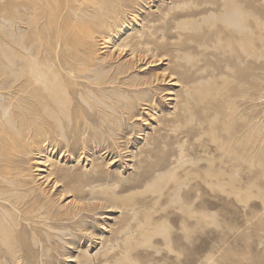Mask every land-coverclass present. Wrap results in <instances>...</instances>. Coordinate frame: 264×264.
Returning <instances> with one entry per match:
<instances>
[{
    "label": "rangeland",
    "instance_id": "rangeland-1",
    "mask_svg": "<svg viewBox=\"0 0 264 264\" xmlns=\"http://www.w3.org/2000/svg\"><path fill=\"white\" fill-rule=\"evenodd\" d=\"M66 1L58 0L64 4ZM79 1L82 8H92V14H97V6L103 4L108 8V16L112 17L105 23L106 28L99 22L100 26L97 25L94 28L96 31H93L94 39L86 44L98 57L97 62L105 65L99 66V71L96 70L93 74L99 72L103 77L117 74L122 78L126 76L122 71L132 53L129 51L125 54V45H128V51L136 42L135 37L141 34H151L154 44L163 47L165 57L172 53L170 42L186 41L188 45H196L197 40L208 32L206 24L212 21L213 14L223 13L226 4L242 2L250 5L254 12L252 20L256 22L258 17L264 21V0ZM60 6L63 7V3ZM12 14V0H0V73L6 72L9 76L0 77V81L10 78L14 39L31 40L38 37L33 27L35 13L30 14V25L24 23L22 16L14 23ZM92 14L87 13L84 17L93 20ZM134 15L137 16L136 19ZM232 16L241 18L236 10L232 12ZM115 18L119 21L116 27L113 25ZM197 23H202L204 28L198 30L196 40L194 37L179 39L178 33L185 32L182 26H197ZM108 24L112 28L106 26ZM229 24L232 22L229 21ZM56 25L57 23L52 27H44V34L47 35L43 39L45 42H50L49 36L51 42L55 41ZM108 33L112 35V43L103 47V36ZM65 34L68 35L69 32ZM70 36H73L70 39L73 46L75 34L71 33ZM75 46L76 44L73 47ZM165 62L167 64L159 66L160 68L156 66L148 73L138 67L118 82L109 83V88L105 92L100 91L98 95L105 101L109 99L108 102L114 107L107 106L103 100H96L101 109L94 110L98 121L90 119L91 113H94L90 103L77 94L70 127L64 128V137L54 133L55 138L53 141L50 138L49 147L43 154L38 153L37 145L42 144L45 136L36 138L41 144L36 143L33 148L35 153L26 157L31 161L26 162V159L24 166L27 165L25 172L32 180L30 186L39 193L45 207L32 211L30 205H19L17 210L10 206L4 212L10 221L1 220L3 215L0 212V264H184L182 261L186 264H264V226L263 230L257 229L256 232L246 229L240 222L243 218L242 203L232 199L234 194L218 193L220 187L215 180L208 184L202 178L213 171L211 162L216 159L214 156L217 144L220 141L226 143L223 138L244 125L247 130L238 134L236 142L245 143L247 139L250 140V144L256 149L250 174L257 171V182L264 180V70L252 65L240 69L236 78L231 77L232 72L229 71L230 76L201 79L196 84L201 90H192L198 115L210 118V123L213 118L210 117L213 113L210 109L216 104L220 111L223 110L221 112L231 115L229 121H226L229 123L225 124L222 115H219L216 122L218 129L215 131L210 130L208 122L198 125L196 121L194 133H175L172 127H168L162 130L163 137H160L156 131L159 126L164 128L160 116L175 112L176 100L167 101L164 96L162 99L166 100L167 106L162 112L154 111L153 117L147 115V109H140V105L142 115L139 120L121 119L115 108H118L117 100L121 97L117 94L119 87L135 88L124 82L138 84L151 73H161L165 69L170 71V67L175 66L169 60ZM241 80L245 85L239 86ZM82 81L90 82L93 78H83ZM9 88L5 85L0 89V101L10 98ZM172 91L183 95L182 84L172 88ZM84 93L88 95L90 102H95L88 90ZM124 95L133 102H137L140 97H147L144 92ZM103 113L107 119L114 121L112 124L118 129L116 133L113 128H107L108 125H104L106 123L104 126L99 123ZM85 124L90 131L83 134ZM112 124L109 125L113 127ZM205 125L207 130L202 131L200 137L196 136L195 129ZM225 128L230 132L227 133ZM91 130L92 133L97 132V135L99 133V142H96L102 146L97 148L99 151L95 150L94 143L88 145L90 152L82 146L89 140ZM248 133H251L249 137ZM109 140L114 141L117 151L128 147L122 152L123 157H115L119 160L114 163L110 160L112 155L105 154L107 148L110 149L109 144H112ZM74 141H77L80 149L73 155L67 152V148ZM60 145H64L63 148ZM82 151L85 153L82 154ZM37 160L41 163H37ZM256 160H261L262 164L256 163ZM37 167L43 170H36ZM55 179L59 180L57 186L54 185ZM199 185L205 186L207 193ZM66 187L72 190L68 191ZM255 188L263 189L260 185ZM11 195L10 200L16 197L15 194ZM6 198L7 196H0V200L7 204ZM32 206L38 207V204ZM7 226L12 229L10 250L1 240L2 231ZM126 251L129 255L133 253L135 258L126 257ZM110 255L115 257L106 261Z\"/></svg>",
    "mask_w": 264,
    "mask_h": 264
},
{
    "label": "bare ground",
    "instance_id": "bare-ground-1",
    "mask_svg": "<svg viewBox=\"0 0 264 264\" xmlns=\"http://www.w3.org/2000/svg\"><path fill=\"white\" fill-rule=\"evenodd\" d=\"M66 2L65 4L61 2L63 3V7H61V3L58 0H12V18L14 19V23H17L19 17L22 16L24 23L30 25V20H32L30 19V14L35 13L33 27L38 37L37 39L35 38L36 40L33 38L31 40H17V37L14 39L10 78L0 81V89L5 85L8 88L10 87L8 91L10 98L0 101V196H7L5 200L8 202L6 204L2 202L3 200H0V212L4 217L1 220L3 221L4 219L8 220L4 212H7L10 206L17 210L19 205H30L32 211H39L45 207L44 203L42 204L41 202L39 193L34 191L33 187L30 186L32 180L29 179L30 175L25 172V166L27 165L24 166L26 159V162L31 161L30 158L26 157L35 153L33 148L36 146V143L41 144L36 138L41 135L45 136L44 140L41 141L42 144L37 145L38 153L43 154L48 149L47 147H49L50 138H52V141L55 138L54 133H58L64 137V128L70 127L72 116L75 113L73 105L77 94L82 95L90 103L93 111L101 110L96 104V100H103L98 93L100 91L105 92L109 88V83L114 84L122 78L118 74L111 77H103L99 72L93 74L99 66L103 65L97 62L98 57L94 55L93 50L88 47L89 45L86 46V44L92 42L94 39L93 31H96L94 28L97 25L100 26L99 22L101 21L105 27L108 18H112L108 16V8L102 4V6H97L99 12L92 14V8H82L79 5L81 2L79 0H67ZM239 3L226 4L223 13L213 14L212 21L206 24L209 28L208 32L205 31L206 33L202 35L203 38L197 40L196 45H188L186 41L183 43L170 42L173 50L169 57H165L166 55L161 45L154 44L151 40V34L145 33L144 35L141 34L135 37L137 40L128 51V48H126L128 45H125V54H128L129 51L132 53V57L127 61L122 71L126 76L130 75V71L138 67H142V71L148 73L156 66L161 67L167 64L165 60H169L175 66L170 67V71L165 69L162 71L163 73H151L149 77L138 84L124 82L128 86L134 85L135 88L119 87L117 94L121 97L117 100L119 106L115 108V111L117 110L120 113V118H126V120L136 118L139 120L141 118L140 115H142L140 112L141 107L147 109L146 113L148 116L153 117L154 111L162 112L163 108L167 106L166 100H176L177 110L171 114L161 115L160 118L162 119L164 128L159 126L156 131L159 132L160 137H163L162 130L168 127H172L175 133H194L193 126L196 121L198 125H204L210 119L200 117L194 107L195 98L192 90L196 92L201 90L196 87L198 81L207 77L216 79L218 76H230L229 71L232 72L231 77L236 78L240 69L246 66L256 65L259 69L264 70V21L259 20L258 17L256 18V22L252 20L254 12L250 9V5L247 6V4L245 5L242 2ZM235 10L239 12L241 18H233L232 12ZM253 10L255 11L254 8ZM87 13L92 14L93 20L84 17ZM136 17L134 15L135 19ZM116 19L114 22L112 21L114 27L119 22ZM67 21H70L69 24H67ZM229 21L232 24H229ZM55 23H57L56 27L54 26L56 30L55 41L51 42V37L49 36L50 42H45L43 39L47 35L44 34V27H52ZM106 26L112 28L111 24ZM181 28L185 32L181 31L178 33L179 39H182V37H194V40H196L198 30L204 28V26H202V23H197V26L184 25ZM67 31L69 32L68 35L65 34ZM71 33L72 35L75 34L73 39L75 42L73 46L76 44L75 47L70 43L72 41L70 39L73 38V36L72 38L70 36ZM109 33L103 36V47H107L109 43H112V35ZM81 45L83 48H81ZM85 66L92 68H84ZM3 76L9 77L6 72L0 73V77ZM126 76H123V78ZM83 78H93V81L85 83L82 81ZM180 84L183 87V95L175 94L172 91V88ZM243 85H245V82L241 80L239 86ZM86 90L94 98V103L90 102L88 95L84 93ZM131 92L132 94L133 92H144L147 94V97H140L134 103L132 99H128L124 95ZM164 96L167 98L165 101L162 99ZM108 100H103V102L109 107H114ZM210 110H213L212 116H210L213 118L210 123L208 122L210 130L215 131L218 129L216 122L219 115H222L221 118L223 117L222 121L225 124L229 123L226 121L227 119L229 121L231 115L221 112L223 110L220 111L218 105L214 104ZM95 111L90 116L92 121L99 120ZM113 122V120L107 119L104 113L102 119L99 121L102 125L106 123L104 125H108L107 128L109 127L111 130L113 128V132L116 133L118 129L112 124ZM110 123L113 127L109 125ZM225 129L227 133L230 132L229 129ZM195 130V135L200 137L202 131L207 130V126L205 125V127L202 126ZM246 130V127L243 125L236 132L229 134L228 137H222L226 143H220V141L217 144V153L214 156L216 159H213L211 162L213 171L206 173V176L202 178L208 184L212 180H215L217 186L220 187L218 193L227 192L228 195L234 194L232 199L238 203H242L243 218L240 220L241 224L246 229L256 232L257 229L263 230L262 226H264V180L257 182L259 178V172L257 171L250 174V167L254 163V153L256 150L250 144V140L247 139L245 143L236 142L239 139L238 134ZM86 131H90V128L85 124L82 129L83 134ZM50 133H53V135ZM250 135L251 133L247 137ZM98 136L99 133L97 135V132L92 133L91 130L89 140L82 145L84 150L88 152V148H90L88 145L92 143L96 144V146L94 145L95 150L98 147H102L101 144L96 143L99 142ZM112 138L114 137L112 136ZM231 141L234 143H231ZM74 142V144L70 142L67 148V152L73 155L78 153L80 149L77 141ZM111 143L109 144L110 149L107 148L108 150L105 154L112 155L110 160H112L111 163H114L119 160L115 157H123L122 152L126 151L128 147L117 151L114 147V141ZM81 153L85 152L82 151ZM180 153L182 154L183 151ZM36 162L41 163L39 160ZM258 162L262 164L261 160L256 163ZM36 170L43 169L37 167ZM50 171L52 172V170ZM143 174L145 175V173ZM175 175L178 176V174ZM50 176L52 175L50 174ZM242 179L244 180L243 182ZM58 183L59 180L55 179L54 185L57 186ZM258 185L263 189L257 190L255 186ZM199 186L201 187V185ZM65 189L68 191L72 190L70 187H66ZM201 190L207 193L205 186H202ZM11 194L16 195L12 200H10ZM34 204H38V207L32 206ZM8 226L2 231L1 240L10 250V231L12 229ZM79 237L82 236L79 235ZM126 252L128 253V251ZM129 254L126 257L129 259L135 258L133 253ZM113 257L115 255H110L106 261ZM182 262L186 264L184 261Z\"/></svg>",
    "mask_w": 264,
    "mask_h": 264
}]
</instances>
